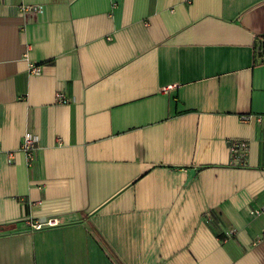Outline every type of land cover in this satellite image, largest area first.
<instances>
[{
  "label": "crops",
  "instance_id": "0c3cea01",
  "mask_svg": "<svg viewBox=\"0 0 264 264\" xmlns=\"http://www.w3.org/2000/svg\"><path fill=\"white\" fill-rule=\"evenodd\" d=\"M262 36L264 0H0V264H264Z\"/></svg>",
  "mask_w": 264,
  "mask_h": 264
},
{
  "label": "built area",
  "instance_id": "2783aa9c",
  "mask_svg": "<svg viewBox=\"0 0 264 264\" xmlns=\"http://www.w3.org/2000/svg\"><path fill=\"white\" fill-rule=\"evenodd\" d=\"M30 7H32V6H24L25 9L30 8ZM260 44L264 48V36H262L260 38ZM38 69H39L38 66H32L30 72H32V73L37 72ZM169 87H172V86H169ZM57 97H58V100H60V101H64V102L67 101L65 94L61 91H59L57 93ZM38 142H39V136L37 134H35L34 132H31V131H27L25 133L21 149L26 154V157H27L29 163H31L34 159V153H35V150L37 148ZM247 149H248V146H247L246 142L236 141L232 144V150H234L238 154H240L239 157L241 159L245 155ZM0 150H1V147H0ZM9 157H10V159L14 158V153H10ZM58 223H59L58 218H50L48 220H45V222L35 221L31 224V226L34 229H40V228H43L44 226L56 225Z\"/></svg>",
  "mask_w": 264,
  "mask_h": 264
},
{
  "label": "trees",
  "instance_id": "16d2710c",
  "mask_svg": "<svg viewBox=\"0 0 264 264\" xmlns=\"http://www.w3.org/2000/svg\"><path fill=\"white\" fill-rule=\"evenodd\" d=\"M258 50H261V52H263V53H264V48L262 47V45H261V44H260V46H259Z\"/></svg>",
  "mask_w": 264,
  "mask_h": 264
}]
</instances>
